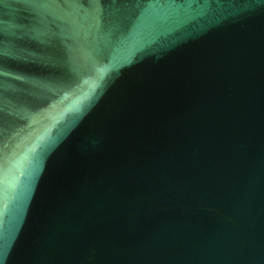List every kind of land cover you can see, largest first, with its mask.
I'll return each instance as SVG.
<instances>
[{
  "label": "water",
  "instance_id": "1",
  "mask_svg": "<svg viewBox=\"0 0 264 264\" xmlns=\"http://www.w3.org/2000/svg\"><path fill=\"white\" fill-rule=\"evenodd\" d=\"M0 264H264V0H0Z\"/></svg>",
  "mask_w": 264,
  "mask_h": 264
}]
</instances>
